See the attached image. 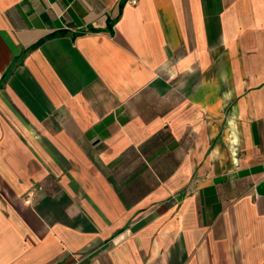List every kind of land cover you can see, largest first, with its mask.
Listing matches in <instances>:
<instances>
[{
  "label": "crops",
  "instance_id": "obj_1",
  "mask_svg": "<svg viewBox=\"0 0 264 264\" xmlns=\"http://www.w3.org/2000/svg\"><path fill=\"white\" fill-rule=\"evenodd\" d=\"M0 264H264V0H0Z\"/></svg>",
  "mask_w": 264,
  "mask_h": 264
},
{
  "label": "trees",
  "instance_id": "obj_2",
  "mask_svg": "<svg viewBox=\"0 0 264 264\" xmlns=\"http://www.w3.org/2000/svg\"><path fill=\"white\" fill-rule=\"evenodd\" d=\"M108 25H111V22H107V26ZM62 33H64V31H60V32H53V33H51L48 37H54L55 35H57V34H62ZM45 39V38H44ZM44 39H41L40 41H38L37 42V44H39V43H41L42 41H44ZM37 44H35L34 46H36ZM34 46H31V47H34Z\"/></svg>",
  "mask_w": 264,
  "mask_h": 264
},
{
  "label": "built area",
  "instance_id": "obj_3",
  "mask_svg": "<svg viewBox=\"0 0 264 264\" xmlns=\"http://www.w3.org/2000/svg\"><path fill=\"white\" fill-rule=\"evenodd\" d=\"M131 2H132V3H135V2H136V0H131Z\"/></svg>",
  "mask_w": 264,
  "mask_h": 264
}]
</instances>
